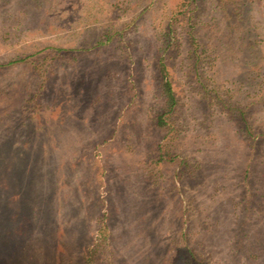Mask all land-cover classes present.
<instances>
[{"label":"rangeland","instance_id":"obj_1","mask_svg":"<svg viewBox=\"0 0 264 264\" xmlns=\"http://www.w3.org/2000/svg\"><path fill=\"white\" fill-rule=\"evenodd\" d=\"M243 1L263 94L264 0ZM181 2L0 0V264H264V95L245 106L248 83L231 94L185 38L167 60L174 160L156 161V62ZM211 16L194 0L174 33L212 34Z\"/></svg>","mask_w":264,"mask_h":264},{"label":"trees","instance_id":"obj_2","mask_svg":"<svg viewBox=\"0 0 264 264\" xmlns=\"http://www.w3.org/2000/svg\"><path fill=\"white\" fill-rule=\"evenodd\" d=\"M214 1H216L217 7L223 9L225 17L224 21H220L217 20L215 16H211V21L206 22L205 24L203 23L201 28L203 30H206V28L212 30V32H210L212 34L206 35V33H204L205 35L202 34V36L196 34V37L194 33L193 35L188 33V36L186 33V35L180 33V36L182 37L179 38L176 36V33H174V23L179 20V16L182 15L185 8L191 5L194 0H182L179 9L173 14L171 20L166 25L164 32L165 42L159 49V56L156 62V74L158 80V88L156 91L157 100L155 108H151V113L149 114L152 125L163 134L161 141L156 144L153 149L157 156V162L160 160H167L168 156L170 160H174V157L169 155L168 148L175 137L171 116L175 111L177 98L172 85V77L167 60L170 55L168 52L173 50L176 45L179 46L181 44V39L185 38L186 40H190V45H192L190 53L194 57L195 63H202L201 56L203 55V60H207L206 63L212 69L211 76L217 84L229 81L232 87L235 86L240 89L243 83H248L246 95L248 97L250 96L252 100L246 101L245 106L254 103V99L258 97L263 98L264 93L259 94L262 90V57L257 47V36L249 21L243 20L244 15L240 16L243 6L248 5L247 2L245 3L243 0ZM227 2H234V5L231 8H226L225 5ZM26 57L17 61H23ZM17 61H9L8 64ZM216 89V97L219 98L220 93L218 92V88ZM241 90L242 89L235 92V89L233 90V88H231L228 91L237 97V95L241 93ZM239 110L240 112L238 116L242 119V122L247 129L248 124L244 110ZM165 149H167V151H164ZM9 246L10 245L7 242L2 244L4 250ZM11 257H14L15 259L14 254H11Z\"/></svg>","mask_w":264,"mask_h":264}]
</instances>
